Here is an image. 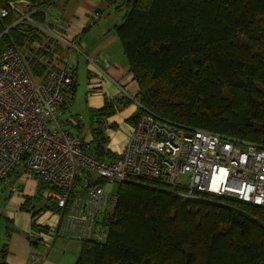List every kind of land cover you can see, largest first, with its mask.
<instances>
[{
    "label": "trees",
    "instance_id": "obj_1",
    "mask_svg": "<svg viewBox=\"0 0 264 264\" xmlns=\"http://www.w3.org/2000/svg\"><path fill=\"white\" fill-rule=\"evenodd\" d=\"M10 1L16 0H0V9ZM26 1L42 21L39 7L51 0ZM119 7L124 12L113 31L138 85L137 110L128 122L134 125L150 112L264 145V0H122ZM16 18L12 13L0 18L1 33ZM31 31L23 23L9 27L0 36V53L21 47ZM38 66L37 75L43 77L46 69ZM74 89L75 77L64 91L61 113ZM130 103L118 96L89 110L92 138L82 148L95 159L117 158L104 147L105 129H116L105 119ZM15 172L17 178L28 173L18 167L8 175L17 191ZM9 186L0 182V190L9 192L5 198L16 192ZM47 188L36 181L33 195L21 205L31 213L33 229H47L35 222L40 211L58 209L50 200L33 211L38 202L33 199ZM115 193L107 238L80 241L74 264H264L262 206L203 192L186 198L178 187L136 176L117 183ZM0 252L3 257L5 248Z\"/></svg>",
    "mask_w": 264,
    "mask_h": 264
},
{
    "label": "built area",
    "instance_id": "obj_2",
    "mask_svg": "<svg viewBox=\"0 0 264 264\" xmlns=\"http://www.w3.org/2000/svg\"><path fill=\"white\" fill-rule=\"evenodd\" d=\"M38 22L26 0L8 2L0 18H17L32 31L21 47L0 53V182L16 187L8 175L18 167L48 185L47 198L55 201V224L30 239L46 235L48 247L55 238L104 241L116 208L113 184L131 176L156 179L178 187L179 194L194 198L197 192L264 207V145L225 136L206 129L182 126L146 112L133 125L115 160H98L82 148L87 124L72 120L81 134L73 135L59 120L64 91L74 82L75 63L70 53L80 51L75 40ZM45 25V27H44ZM45 68L43 77L34 66ZM122 89V87H120ZM123 90V89H122ZM124 91V90H123ZM187 175L188 183L176 178ZM53 187V188H52ZM49 200V201H50ZM44 256L33 251L25 264H41Z\"/></svg>",
    "mask_w": 264,
    "mask_h": 264
},
{
    "label": "crops",
    "instance_id": "obj_3",
    "mask_svg": "<svg viewBox=\"0 0 264 264\" xmlns=\"http://www.w3.org/2000/svg\"><path fill=\"white\" fill-rule=\"evenodd\" d=\"M121 1L51 0L45 5L48 18L47 25L62 37L75 40L80 51L89 56L86 58L83 54H77L75 51H65L70 53L76 67L72 100L82 80L84 81V94L88 110L99 108L105 100L111 101L118 96L131 99L130 104L105 119L106 123L116 125V129H105L108 136L107 146L116 154L121 151L132 131L133 124L127 119L136 112L138 106L134 98L138 91V85L132 78L121 43L113 31V26L122 20L124 11L119 7ZM43 16L45 22V13ZM74 125L80 128L79 125ZM82 137H84L83 141H90L91 136L88 128L87 133ZM31 179L35 188L33 176L22 173L17 178L21 189L12 193L5 200L3 206L0 205L6 221H13L12 226H6L10 231L6 236L3 247L5 254L0 259V264H25L31 251L44 256L41 264H60L59 261L49 257L48 252L51 246L48 247L47 240L49 239L46 235L42 239L37 236L38 240L28 239V233L32 230V217L27 209L21 208V205L25 196H32L35 191L34 189L32 192L29 188V180ZM40 208L34 207L33 211ZM41 214H43L42 217ZM56 221V216L48 210L40 211L35 217V222L38 225H48V223L53 225ZM8 228H6L5 234L8 232ZM34 230L36 234L44 232V230ZM75 260L76 258L72 261L75 262ZM74 262L72 263L74 264Z\"/></svg>",
    "mask_w": 264,
    "mask_h": 264
},
{
    "label": "rangeland",
    "instance_id": "obj_4",
    "mask_svg": "<svg viewBox=\"0 0 264 264\" xmlns=\"http://www.w3.org/2000/svg\"><path fill=\"white\" fill-rule=\"evenodd\" d=\"M1 31H0V36L3 33V32L1 33ZM79 78H80V74H79ZM79 84H80V82H79ZM77 87H78V84H77ZM75 94L76 95L74 96L70 105H68L63 110V112L59 115V120H60L61 125L64 128L69 129L72 132V134L76 135L79 133L78 130L80 132L82 130H81V128H78L77 126H75L71 122V120H75V119L78 120L80 118H83L89 124L90 118H91L89 110L87 109L88 105L85 101L84 81L83 80L81 81V85L79 86V88L77 89ZM90 136H91V133H90ZM91 138H92V136H91ZM91 138L89 140H91ZM83 143H86V141H83ZM86 147L89 148L88 145H86ZM104 147H105V149L108 148L107 145H104ZM13 175H14V177H13L14 179H16L19 176L18 174H16V172L13 173ZM187 179H188L187 175H181V176L176 178V183L184 186L188 183ZM116 186H117V184L114 183L113 184V191L114 192L116 190ZM29 188L32 192L35 189L34 185L32 183V179L29 180ZM8 194H9L8 190H4V191L0 190V205H2V206L4 205L5 200L8 199L5 197ZM33 200L38 201V202L34 203L35 208L48 205L50 199L47 198V189L42 190L40 196L36 199L34 198ZM42 215L43 214H41V217H42ZM12 225H13L12 220L6 221L5 218H3V217L0 218V249L5 246L4 244H5L6 236L10 231V229L6 226H12ZM6 228H8V230H7L8 232L5 234ZM28 239H30V238L28 237ZM67 240L68 239L55 238V240H54L53 244H51V248L48 252L49 257L52 258L53 260L59 261L60 264H73L72 262H74V261H72V260L77 258V254L79 251V242L75 241V240H68V241ZM1 258H2V254L0 252V259Z\"/></svg>",
    "mask_w": 264,
    "mask_h": 264
},
{
    "label": "water",
    "instance_id": "obj_5",
    "mask_svg": "<svg viewBox=\"0 0 264 264\" xmlns=\"http://www.w3.org/2000/svg\"><path fill=\"white\" fill-rule=\"evenodd\" d=\"M3 33H5V31H3ZM3 33H2V34H3ZM2 34H1V35H2Z\"/></svg>",
    "mask_w": 264,
    "mask_h": 264
}]
</instances>
